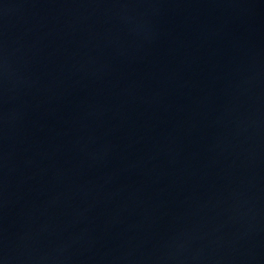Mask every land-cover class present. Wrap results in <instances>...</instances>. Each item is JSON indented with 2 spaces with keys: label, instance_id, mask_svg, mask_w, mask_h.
I'll list each match as a JSON object with an SVG mask.
<instances>
[{
  "label": "water",
  "instance_id": "obj_1",
  "mask_svg": "<svg viewBox=\"0 0 264 264\" xmlns=\"http://www.w3.org/2000/svg\"><path fill=\"white\" fill-rule=\"evenodd\" d=\"M0 264H264V0H0Z\"/></svg>",
  "mask_w": 264,
  "mask_h": 264
}]
</instances>
